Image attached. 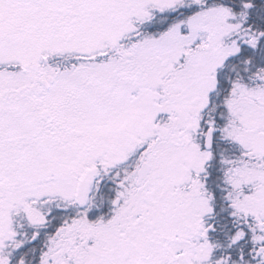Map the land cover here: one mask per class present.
I'll return each instance as SVG.
<instances>
[{"label":"rangeland","instance_id":"1","mask_svg":"<svg viewBox=\"0 0 264 264\" xmlns=\"http://www.w3.org/2000/svg\"><path fill=\"white\" fill-rule=\"evenodd\" d=\"M201 2L0 0V63L18 59L21 63L29 64L36 62L41 52L44 80H52L51 84L48 83V90L44 89L42 94L44 110L48 111L47 105L52 102L55 113L51 126L49 120L42 121L38 107L36 112L24 119L17 110L19 101L2 98L0 119L17 120L19 134L8 137L20 135L25 138L22 141H29L27 146L34 153L23 161L29 180H33L34 175H43L44 178L52 175L57 179L52 184L27 189L22 193H15L2 184L0 235L3 234L4 241L0 239V249L15 237L9 230L12 209L19 208L22 200L32 195L52 194L65 201L70 200L76 178L80 176L81 170L77 166L113 165L125 161V156L131 154L134 156L129 160V165L141 158L152 165L156 177L169 167L171 172L167 176V184H170L181 177L180 167L184 163L182 156L194 152L192 160L196 166L208 159L207 154H197L189 146L182 145L179 130L188 123L195 127L191 115L197 107L192 104L213 90L212 72L218 63L229 54L239 53L238 43L252 52L256 51L260 38L251 32L239 33L241 26L247 24L244 15L242 20L241 14L237 16L239 20L236 21L230 10L221 6H204ZM183 4L185 6L181 10L189 17L187 22L166 25V30L157 35H145L136 46L127 49L133 55L128 62L125 57L127 51H118L121 53L118 59L110 57V54H115L110 52L119 40L137 32V23L149 19L153 12ZM199 4L201 11H192V6ZM252 23L250 27L247 25L249 29L255 26ZM231 37L241 40L232 45L234 40ZM25 38L29 40L24 48L10 47L13 40ZM224 39L227 41L223 42ZM262 50L264 48H258V52ZM73 55L96 56L101 60L79 63L61 70L46 65ZM163 61H168L167 67L163 66ZM30 78V74L24 77L0 72V95L31 82ZM247 91H240L241 97L246 96L245 93L250 97L246 96L245 105L236 107L237 116L252 120L263 117L255 101L263 103L264 96L254 90ZM162 117L166 118L165 126L157 127ZM170 119H176L173 121L177 124L173 122L170 126ZM160 134L162 140L151 144L134 160L137 145ZM241 139L244 140L243 136ZM255 139L252 137L250 140ZM254 176L259 177L252 175V180ZM52 180L50 178L44 182ZM181 197L164 196L163 200H158L159 195L139 196L135 208L145 219L150 215L151 208H156L163 224L174 218L190 214L200 216L208 211L203 200L196 213V207L188 203L183 205ZM240 207L238 205L236 209L238 212L264 213V208H259L258 204L250 210L244 205L243 209ZM162 210L166 211L165 216H161ZM193 223L196 225L197 221ZM203 251L201 259L205 261L209 249L203 248ZM193 256L194 259H200L196 253ZM222 261L220 259V264Z\"/></svg>","mask_w":264,"mask_h":264},{"label":"flooded vegetation","instance_id":"2","mask_svg":"<svg viewBox=\"0 0 264 264\" xmlns=\"http://www.w3.org/2000/svg\"><path fill=\"white\" fill-rule=\"evenodd\" d=\"M155 18L153 15V25ZM162 19L163 25L171 21L168 16L162 15ZM161 29L156 28L149 35H157L156 31ZM28 40H13L10 47L22 49L28 45ZM139 41L137 37L128 39L129 48ZM258 41L254 52L238 43L239 53L229 54L218 63L212 72L213 90L192 104L197 107L191 115L195 127L188 123L179 130L182 145L189 146L197 154H207L206 161L196 166L192 160L194 152L182 156L181 177L170 184H167V176L171 172L169 167L156 177L152 165L141 158L136 159L137 156L129 165L134 156L131 154L125 156V161L113 165L77 166L81 170L80 176L89 170H96L86 206L78 209L74 204L77 182L69 202L61 201L59 196L52 194L25 197L19 208L12 209L15 223L19 221L12 253L18 255L11 260L8 256L12 249L5 248L4 254L0 250V264H207L211 252H214L211 264H220V241L217 237L221 225L225 223L229 226L228 247L235 249L248 233L260 254L252 264H262L264 213L236 210L238 205H241L240 209L244 205L250 210L256 204L264 208V115L252 120L237 116L235 111L250 97L247 93V97H241L242 89H247V92L254 90L264 96V50L258 52L259 47L264 48V33ZM119 55L121 53L116 52L110 57L118 59ZM132 56L129 52L125 54L127 62ZM0 66H4L0 70L3 74L24 77L30 74L32 78L31 82L16 87L15 91L3 93L0 99L19 101L17 110L24 119L36 112L38 107L42 121L49 120L51 126L55 113L52 102L47 105L48 111L44 110L42 94L49 85H45L43 76L42 53H39L36 62L28 64L11 59ZM255 103L264 114V102ZM164 120L160 123L162 127L165 126ZM170 120V126L176 123L173 121L176 119ZM16 121L0 119V188L5 184L7 189L22 193L27 189L40 188L45 178L34 175L33 180H29L23 166L24 159L34 153L27 146L29 141H22L25 138L20 135L8 137L19 134ZM207 135L211 140L210 151L204 150ZM252 137L257 139L251 141ZM162 138V134L155 135L148 143ZM140 148L147 150V144H138L135 153L139 154ZM144 164L149 165V171L144 178H140L138 172ZM252 175L259 177L254 176L252 180ZM144 195H159L158 200H163L164 196L176 199L182 196V204L195 206L196 213L203 200L208 211L200 216L190 214L174 218L163 224L154 207L147 219L137 212L135 203L139 196ZM165 215L166 211L162 210L161 216ZM11 220L10 217V223ZM194 221H197L196 225ZM211 230L216 236L212 246L207 242ZM3 238L1 234L0 239ZM259 239L262 240L258 242ZM203 248L209 249L205 261L201 259ZM193 253L200 259H194Z\"/></svg>","mask_w":264,"mask_h":264},{"label":"trees","instance_id":"3","mask_svg":"<svg viewBox=\"0 0 264 264\" xmlns=\"http://www.w3.org/2000/svg\"><path fill=\"white\" fill-rule=\"evenodd\" d=\"M202 5L208 6V7H230L233 9L234 13L242 17L245 16V22L244 24V31L247 33H253L254 35L261 36L264 33V0H204ZM202 7L195 6L192 11H198L200 12ZM242 12V13H240ZM181 14V11H179L176 15V17ZM175 16V15H174ZM172 16L170 19L175 18ZM250 22L252 25L255 26L251 29H249ZM247 25L249 27H247ZM156 28H160L158 25L155 24L154 27H152V30L154 31ZM224 217V216H223ZM226 219V217H225ZM212 224V220H210V225ZM212 228V227H211ZM228 232H229V226L225 223V225H221L220 227V234L218 235L217 239H219V257L222 259L221 264H231L232 262H236L238 264H252L257 257V254H259L258 249L254 247V239L252 238V243L250 239V235L247 233L246 237L244 238V241L237 246L235 249H231L228 247ZM216 236H214V233H212V230L209 233L208 241L213 245L215 243ZM260 255V254H259Z\"/></svg>","mask_w":264,"mask_h":264},{"label":"water","instance_id":"4","mask_svg":"<svg viewBox=\"0 0 264 264\" xmlns=\"http://www.w3.org/2000/svg\"><path fill=\"white\" fill-rule=\"evenodd\" d=\"M164 65H166V62L164 63ZM93 173L89 174V175H86L83 180L80 182V185H79V190L86 184L88 178H90L89 176H92Z\"/></svg>","mask_w":264,"mask_h":264},{"label":"bare ground","instance_id":"5","mask_svg":"<svg viewBox=\"0 0 264 264\" xmlns=\"http://www.w3.org/2000/svg\"><path fill=\"white\" fill-rule=\"evenodd\" d=\"M49 187H51V186H49Z\"/></svg>","mask_w":264,"mask_h":264}]
</instances>
